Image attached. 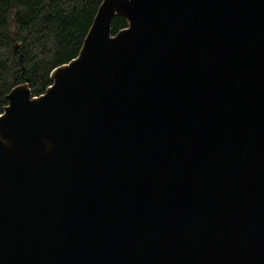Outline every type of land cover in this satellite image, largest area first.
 <instances>
[{
  "label": "water",
  "instance_id": "95a60500",
  "mask_svg": "<svg viewBox=\"0 0 264 264\" xmlns=\"http://www.w3.org/2000/svg\"><path fill=\"white\" fill-rule=\"evenodd\" d=\"M49 75L0 112V264H264V0H100Z\"/></svg>",
  "mask_w": 264,
  "mask_h": 264
},
{
  "label": "trees",
  "instance_id": "16d2710c",
  "mask_svg": "<svg viewBox=\"0 0 264 264\" xmlns=\"http://www.w3.org/2000/svg\"><path fill=\"white\" fill-rule=\"evenodd\" d=\"M99 2L0 0V112L12 86L26 80L38 95L51 83V69L78 54ZM124 26L114 15L112 33Z\"/></svg>",
  "mask_w": 264,
  "mask_h": 264
}]
</instances>
